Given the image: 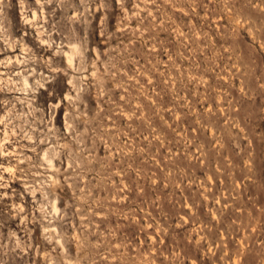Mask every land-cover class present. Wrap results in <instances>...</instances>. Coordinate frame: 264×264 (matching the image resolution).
<instances>
[{
	"label": "rangeland",
	"instance_id": "obj_1",
	"mask_svg": "<svg viewBox=\"0 0 264 264\" xmlns=\"http://www.w3.org/2000/svg\"><path fill=\"white\" fill-rule=\"evenodd\" d=\"M0 264H264V0H0Z\"/></svg>",
	"mask_w": 264,
	"mask_h": 264
},
{
	"label": "bare ground",
	"instance_id": "obj_2",
	"mask_svg": "<svg viewBox=\"0 0 264 264\" xmlns=\"http://www.w3.org/2000/svg\"><path fill=\"white\" fill-rule=\"evenodd\" d=\"M68 59L70 60V53H68ZM22 79H23V84L24 85H28L29 84V81L27 79V77L25 75H22Z\"/></svg>",
	"mask_w": 264,
	"mask_h": 264
}]
</instances>
